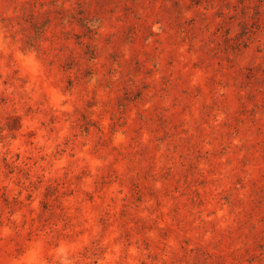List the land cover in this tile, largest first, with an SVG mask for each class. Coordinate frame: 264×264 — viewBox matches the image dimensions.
I'll return each instance as SVG.
<instances>
[{
    "label": "clouds",
    "instance_id": "clouds-1",
    "mask_svg": "<svg viewBox=\"0 0 264 264\" xmlns=\"http://www.w3.org/2000/svg\"><path fill=\"white\" fill-rule=\"evenodd\" d=\"M0 264H264V0H0Z\"/></svg>",
    "mask_w": 264,
    "mask_h": 264
}]
</instances>
